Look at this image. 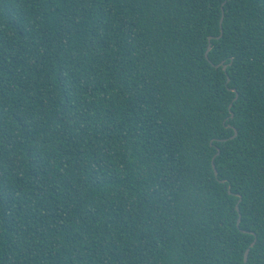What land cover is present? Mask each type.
Segmentation results:
<instances>
[{
  "label": "trees",
  "instance_id": "obj_1",
  "mask_svg": "<svg viewBox=\"0 0 264 264\" xmlns=\"http://www.w3.org/2000/svg\"><path fill=\"white\" fill-rule=\"evenodd\" d=\"M254 239L244 264L264 0H0V264H243Z\"/></svg>",
  "mask_w": 264,
  "mask_h": 264
},
{
  "label": "water",
  "instance_id": "obj_2",
  "mask_svg": "<svg viewBox=\"0 0 264 264\" xmlns=\"http://www.w3.org/2000/svg\"><path fill=\"white\" fill-rule=\"evenodd\" d=\"M223 3H224V2H223ZM222 16H223V8H222V15H221V18H220V23H221V21H222ZM211 38H212V36H209V37H208V41H209V42H208L207 48H206V50H205V57H206V58H208V51H209L210 48H211V42H210ZM216 66H217V65H216ZM222 68L225 70L226 66L223 65ZM228 80H229V77H227V81H228ZM231 89H234V88H231ZM236 98H237V93H236V95L234 96V99H236ZM231 104H232V103L229 104V108L231 107ZM232 115H233L232 112H230V116H231V117H232ZM233 130H234V132H233V134H232L231 136H229L228 138H223L222 140H227V139H230V138L235 137L236 134H237V131H236V129H235L234 127H233ZM218 151H219V149L217 150L216 153H218ZM212 167H213L214 173H215V175H216V174H217V170H216V168H215V165H214L213 159H212ZM221 181H223V180H221ZM229 192H230V191H229ZM236 208L238 209L237 206H236ZM239 221H240V214H239L238 219H237V224L239 223ZM254 242H255V239L250 243L249 247L246 248V250L244 251L243 264L247 261L249 248H250L251 246L254 245Z\"/></svg>",
  "mask_w": 264,
  "mask_h": 264
}]
</instances>
